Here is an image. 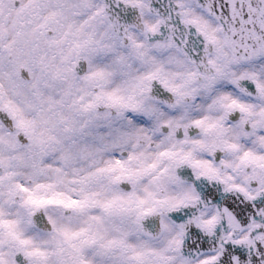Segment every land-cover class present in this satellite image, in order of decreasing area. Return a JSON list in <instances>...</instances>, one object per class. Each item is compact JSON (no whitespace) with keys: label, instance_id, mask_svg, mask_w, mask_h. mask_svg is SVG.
Returning a JSON list of instances; mask_svg holds the SVG:
<instances>
[{"label":"snow or ice","instance_id":"snow-or-ice-1","mask_svg":"<svg viewBox=\"0 0 264 264\" xmlns=\"http://www.w3.org/2000/svg\"><path fill=\"white\" fill-rule=\"evenodd\" d=\"M0 264H264V0H0Z\"/></svg>","mask_w":264,"mask_h":264}]
</instances>
